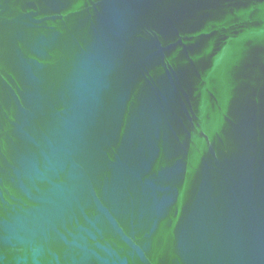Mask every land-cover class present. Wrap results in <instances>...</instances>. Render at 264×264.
<instances>
[{
  "label": "water",
  "instance_id": "obj_1",
  "mask_svg": "<svg viewBox=\"0 0 264 264\" xmlns=\"http://www.w3.org/2000/svg\"><path fill=\"white\" fill-rule=\"evenodd\" d=\"M0 264H264V0H0Z\"/></svg>",
  "mask_w": 264,
  "mask_h": 264
}]
</instances>
